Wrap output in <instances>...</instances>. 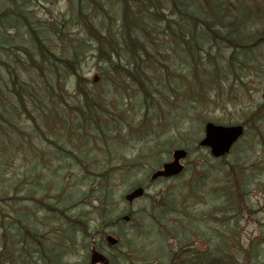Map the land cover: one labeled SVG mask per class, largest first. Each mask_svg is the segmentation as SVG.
Here are the masks:
<instances>
[{
	"label": "trees",
	"instance_id": "obj_1",
	"mask_svg": "<svg viewBox=\"0 0 264 264\" xmlns=\"http://www.w3.org/2000/svg\"><path fill=\"white\" fill-rule=\"evenodd\" d=\"M46 1L0 0V165L11 167L25 161V172L38 183L40 198L52 184L53 197L62 195L66 189L63 182L69 179L66 167L76 164L86 175L80 180L102 178L94 190L105 191L99 200H112L106 187L113 185L106 184L89 158L81 154L87 140L82 138L77 148L72 143L74 137H84L88 127L96 142L112 141L116 135L131 131L136 137H145L151 111L161 117L163 110L175 106L182 112L190 111L191 118L181 127H192L184 135L197 140L196 121L201 126L210 122L207 111H200L201 106L209 107L210 97L219 104L232 94L240 102L245 91L238 84L245 83L247 73H257L264 82V0H68L71 18L65 13L55 19L39 16L42 10L50 12L52 2ZM89 61L93 62L94 77L84 73ZM147 66L152 76L161 73L167 79L154 77L148 84ZM122 79L127 85H122ZM229 83L233 86L227 88ZM118 86L126 91L112 98L111 91L118 92ZM136 93L142 95L138 124L137 117L128 119ZM248 116L253 125L260 123L264 130V104ZM176 130L179 133V127ZM44 142L49 143V153L39 146ZM197 151L202 154V163L196 172L215 173L213 184L196 186L198 191L204 189L202 192L209 185L215 188L209 192L220 198L215 224L223 228L228 223L241 224V216L251 209L249 176L245 175L248 165L243 164L239 152L227 162L226 158L214 161L205 151ZM140 158L134 160V167L139 166ZM42 159L48 164H41ZM132 165L126 166L124 176ZM75 185H79L78 180ZM192 188L188 199L197 197ZM31 189L29 200L34 198ZM45 199L39 201L40 206L55 219L64 215L72 223L83 221L78 216L70 218L67 208L57 207L73 202V197L67 196L64 204L52 195ZM50 199L55 200V207L49 204ZM169 201L176 205L173 199ZM168 213L161 212L160 218ZM185 213L186 232L171 234L179 249L171 264H264L259 241L238 252L237 227L230 228L223 238L216 233L213 244L208 238L205 251H194L197 240L189 242L188 236L193 229L192 216ZM200 219L207 221L203 215ZM175 226L180 229L184 225L177 222ZM9 244L6 240L1 243V264L15 263V256L10 261L5 256L15 254Z\"/></svg>",
	"mask_w": 264,
	"mask_h": 264
},
{
	"label": "rangeland",
	"instance_id": "obj_2",
	"mask_svg": "<svg viewBox=\"0 0 264 264\" xmlns=\"http://www.w3.org/2000/svg\"><path fill=\"white\" fill-rule=\"evenodd\" d=\"M50 1L52 2L48 7L50 12L42 10L39 14L40 17L49 16L51 19H55L58 15L70 13L67 10L69 8L68 0H47L45 4ZM89 55L90 53L87 57ZM146 72L147 78H149L148 84L154 77L167 79L161 73H155L153 76L149 74V66L146 67ZM84 73L88 74V77L96 75L92 61L85 65ZM258 77L259 75L255 72L245 74V83L238 84L245 91L240 102L239 99H234L232 94H229L222 99L224 102L216 104L212 96L207 109L200 107V111H207L205 112L206 117L216 125L234 126L249 121V129L246 131L244 139L234 149L235 152L226 158V161L230 162L235 159V153L239 152L243 164L248 165L245 175L249 176L246 182L251 192V211L247 210V215L241 216V224L231 225L228 223L226 228L218 227L215 224L214 214L220 208L219 202H217L220 198L217 195L214 198L209 193L213 192L215 188L213 189L209 185L206 187V191L202 192L204 189L198 191L196 187L203 186L205 188L206 183L213 184L215 179V173L203 175L196 172L202 163V154L196 152V149L200 139L204 136V125L201 126L199 121L195 123L197 140L192 136H185L184 132H190L192 127L186 124L181 127V125L185 120L191 118V113L190 111L182 112L178 109L179 107L173 106L167 111L163 110L161 117L154 110L151 111L145 137H136L135 132L131 131L116 135L112 141L108 139L105 143L96 142L91 134V127L87 128L84 137H74L72 143L75 148L79 146L78 143L82 142V138L87 140L88 146L82 149L81 154L89 158L93 168L100 173L106 184L113 185L111 188L106 187L111 192V201L102 203L99 197L105 191L103 189L94 191L99 186L97 182H103L102 178L90 179L86 182L80 180V177L86 175L82 174L83 170L76 164L66 167L69 170V179L63 182L66 189L61 192L60 198L56 199L52 193L53 184L45 189V197L40 198L41 191L37 186L38 183L34 181L32 175L25 172V161H17V164L11 167L5 164L0 165V251L1 243L6 240L10 243L9 250L12 247L15 254L5 253V256L9 261L15 256L14 264H42V261H45V264H55L51 259L41 258L39 253L35 252L36 248L45 251V254L51 255V257L61 256L60 258L64 259V264H88L92 244L100 243V232L106 231L107 235L121 237L124 240L123 246L115 251L117 264H171L173 253L179 250L178 242L171 238V234L180 236L186 232L185 217L188 215L185 211H188L192 216L190 223L193 226L191 232L188 233L189 242L197 240L194 251H205L208 247L206 245L208 238L213 244L216 233H219L218 237L223 238L226 233L230 232V228L237 227L235 238L238 241L235 245L238 247V252L245 251L252 241H259L264 255V188L261 187L264 186V130L260 129V123L253 125L248 116L259 104H263L264 82L259 81ZM121 83L125 85L127 82L122 79ZM119 86L115 88L118 92L111 91L112 98L126 91V88ZM231 86H233L231 83L227 84V88ZM134 89L131 90V93L135 92ZM139 100H142V95L136 93L133 96L135 107L128 118L134 121L137 117L136 124L139 123L141 119L138 118L142 115ZM113 127L118 126L114 125ZM137 127L135 125V128ZM177 127H179V133H176ZM96 133L94 132V134ZM39 146L49 153L47 149L49 143L44 142ZM75 148L74 151L79 152ZM181 148L189 152V157L184 162L186 168L184 175L171 181H157L151 185L152 172L171 161L174 150ZM138 156H141L138 161L139 166L134 167L132 164ZM68 157L74 160L71 155ZM34 159L37 163V159ZM42 160L41 164H48V160ZM70 163L73 161L70 160ZM158 164L160 165L157 166ZM254 164V171H250ZM129 165L132 166L124 176L123 172ZM49 167L46 168L47 174L50 171ZM76 180L79 185H75ZM46 181H50L49 176ZM59 185L63 186L61 183ZM137 185L146 187L148 194L134 205H127L124 197ZM192 185L193 193L197 197L188 199L189 193H192L190 191ZM31 186H33L32 189ZM30 189L34 192L32 200L28 199ZM203 193L206 195L203 196ZM86 194H89L88 198H85ZM49 195L62 204L67 196L73 197V202L68 200L65 205L57 207L59 209L67 208L70 211L67 212L70 218L78 216L83 221L72 223L64 215L62 219L57 220L44 210V206L39 208L37 203L41 205L39 201L46 197L49 198ZM12 197L15 199H10ZM53 199L48 201L52 207H55ZM169 199H173L176 205L169 204L171 203ZM82 201L85 202L81 203ZM164 210L169 213L160 218L161 212ZM202 215L207 221L200 219ZM126 216L131 218L129 223L122 222ZM117 218L121 220L120 225L109 223L110 220ZM177 222L179 226L181 224L184 226L176 229ZM201 237H204V240L198 239ZM58 245L68 248H60L59 251ZM55 250L59 252L52 254ZM65 256L67 257L64 258ZM236 257L239 258L237 255ZM174 261L180 263L179 260Z\"/></svg>",
	"mask_w": 264,
	"mask_h": 264
},
{
	"label": "water",
	"instance_id": "obj_3",
	"mask_svg": "<svg viewBox=\"0 0 264 264\" xmlns=\"http://www.w3.org/2000/svg\"><path fill=\"white\" fill-rule=\"evenodd\" d=\"M243 135L244 127L242 126L223 127L209 123L205 127V137L199 145L203 148H209L211 150L212 156L216 159H219L229 154L232 147L240 140ZM187 156V151L183 149L175 150L173 154V161L165 164L161 170L155 172L151 177V182H155L162 178L168 179L179 176L184 171V166L181 164V161L185 160ZM144 195L145 189L139 187L130 192L125 197V200L129 204H132L134 201L141 199ZM125 221H129V217H126ZM108 240L112 245L117 244V241L111 237ZM91 259L92 264L106 262V258L96 251H93Z\"/></svg>",
	"mask_w": 264,
	"mask_h": 264
},
{
	"label": "flooded vegetation",
	"instance_id": "obj_4",
	"mask_svg": "<svg viewBox=\"0 0 264 264\" xmlns=\"http://www.w3.org/2000/svg\"><path fill=\"white\" fill-rule=\"evenodd\" d=\"M90 264V263H89ZM110 264H111V261H110Z\"/></svg>",
	"mask_w": 264,
	"mask_h": 264
}]
</instances>
